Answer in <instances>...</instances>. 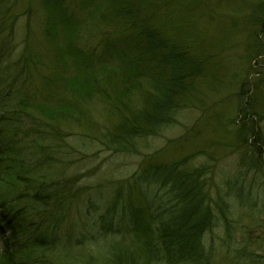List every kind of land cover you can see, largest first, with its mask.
<instances>
[{"label": "trees", "instance_id": "trees-1", "mask_svg": "<svg viewBox=\"0 0 264 264\" xmlns=\"http://www.w3.org/2000/svg\"><path fill=\"white\" fill-rule=\"evenodd\" d=\"M13 1L0 0V207H9L11 211L2 220L13 240L10 245L7 239L4 241L0 264H35L36 256L27 251L29 246L42 254L58 243H66L69 235L53 230L50 224L53 215L48 217L45 211L40 212L55 186L43 174L35 178L31 176V170L35 173L32 154L21 145L37 128L29 124L33 116L25 109L30 96L23 84L33 77L32 84L46 90L54 81L40 71V63L46 65L38 56L42 45L29 30L16 60L5 53L11 40H15L14 26L21 14H11ZM45 1L56 7L64 22L71 20L68 17L70 0ZM72 1L75 7L87 5L90 8L85 7L90 15L95 16L92 22L98 33L95 46L87 48L85 43L75 54L79 60L77 70L81 88L98 86V82L91 78L90 70L101 67L112 72L116 88L132 82L150 94L144 100L145 107L138 109L136 117L130 121L133 127L120 126L110 135L109 131L102 132L109 148L130 149L133 137H143L153 131L157 134V129L174 123L176 113L180 111L177 110L178 104L195 91L196 74L207 73L205 59L187 49L186 37L192 33L193 19L201 14L202 18H207V13L199 11L207 8L210 0ZM258 6L263 12L258 21L264 27V10L261 4ZM24 10L27 12L28 8ZM79 38L69 33L64 38L67 43L69 41L71 52L72 45L78 43ZM33 43L39 46L38 50L32 49ZM216 59V53L210 54L207 63L215 70L213 79L220 82L219 60ZM42 95L33 91V99ZM39 104V108L50 117L65 112L64 105H67L60 100L54 103L42 97ZM246 111L237 110L230 125L239 128L234 136L239 140L238 151L243 154L240 167L245 173L258 174L264 153V131L260 116ZM132 129L135 132H131ZM44 152L42 148L37 153ZM180 162L184 161L181 159ZM205 177L202 168L189 164H146L145 168L131 174L134 187L130 196L118 195L102 215L95 210L91 218L88 216L90 223L83 218L81 226H73V230L76 228L73 239L77 243L67 242L70 251L85 260L91 249L95 257L102 254L100 259L107 264H209L213 253L212 248L208 249L205 237L208 231L217 229L218 235L214 239L222 241L218 249L226 250L227 254L236 252L240 244L232 246L235 244L232 234L227 241L220 237L221 233L224 234V226L229 225L231 229L239 219H245L239 217V208L243 204H248V214L256 220L264 213V191L257 184L242 183L244 176H241L225 179L222 188L216 189V195L210 196L206 192ZM59 179H63V183L71 177L63 173ZM63 189L69 191L68 186L61 187ZM260 197L259 206L257 200ZM130 198L126 203L125 199ZM37 213L40 217L36 223ZM112 225H117L119 232L117 227L112 229ZM92 227L91 234L100 236L87 241L77 239L83 233L88 234ZM246 254L252 261V252ZM53 258L48 255L46 263Z\"/></svg>", "mask_w": 264, "mask_h": 264}, {"label": "rangeland", "instance_id": "rangeland-1", "mask_svg": "<svg viewBox=\"0 0 264 264\" xmlns=\"http://www.w3.org/2000/svg\"><path fill=\"white\" fill-rule=\"evenodd\" d=\"M209 4L199 11L207 13V18H202L201 14L193 19L192 33L190 37H186L187 49L195 56L205 59L207 73L196 74L198 78L195 91L177 106V110H180L176 113L177 123L157 129L158 133L153 136L150 135L155 131L140 141L133 140L131 149L140 151L136 153L112 151L106 145L108 140L102 136V132L109 131L110 135L120 126L124 125L127 129L133 127L130 121L136 117L139 108L145 107L144 100L150 94L132 82H128V86L123 88H116L112 72H106L101 67L90 70L91 78L98 82V86L81 88L78 79L79 60L75 54L80 52L85 43L89 48L97 42V38L89 39L96 35L94 31L97 28L92 22L95 16L90 15L85 8L88 6L75 7L70 0L68 17L71 20L64 22L56 7L48 5L45 0L13 1L11 14L28 8L31 33L44 48L33 43L32 49L38 50L39 47V59L46 63H40L41 69L54 81L46 90L38 84H32L33 77L23 84V89L30 96L25 109L33 116L29 124L41 129L34 131L35 133L32 131L21 145L32 154L31 164L35 173L31 170V176L35 178L43 174L55 186L45 200V213L53 214L57 211V207L70 194H65L61 187L68 186L74 199L69 203L65 201L64 205L76 220L83 218L86 207L90 206L87 199L89 193L86 192L91 182L103 186L105 193L109 190V180H116L117 189L122 190L125 178L150 162L178 163L182 166L189 164L202 168L207 175L208 194L223 178L231 175L244 176L242 183L249 182L254 186L257 184L264 191L260 175L240 170L243 154L238 151L239 140L234 136L239 128L230 125L235 112L244 109V112L247 110L246 113L260 116V126L264 131V27L258 21L263 16L258 4L264 10V0H210ZM32 10L34 13H30ZM20 20L23 21V18ZM23 33V29L19 28L17 42L14 39L10 42L15 54L21 47L19 42ZM68 33L77 38H88L77 39L78 43L72 45L71 52L69 41H64ZM221 36H224L222 40L219 39ZM214 53L216 60H219L220 82L213 79L215 70L207 63L208 56ZM33 91L38 95L43 94L40 97L51 99L54 103L58 100L67 103L64 105L65 112L61 111L50 117L39 108L40 97L33 99ZM130 131L135 132L133 129ZM67 135H71L70 142L74 143L72 146L75 153L69 155L65 162L60 160L66 153ZM220 143L224 146H219ZM42 148L45 152L37 156L35 153ZM143 153L145 154L142 156ZM181 159L184 162H180ZM60 172L68 174L71 180L59 183ZM261 176L263 177L262 173ZM130 189L132 188L129 186L128 190ZM234 193L236 196L239 194L237 191ZM125 195L130 196L128 192ZM261 198L257 200L259 206ZM130 200L131 198L125 199L126 203ZM248 211V204H243L239 208V217L253 220V215H249ZM259 216L258 225L256 221L252 225H246L248 223L245 219L240 221L233 238L235 244L232 246L241 240L240 235L245 234L248 229L251 235L252 232L253 235L256 234L258 245L254 246L251 240H247L236 252L231 251L229 254L226 250L221 252L213 247V258L209 264H264V214ZM58 224L65 226L68 232L73 226L82 225L80 222L65 223L63 220H59ZM234 228L235 226L231 229L229 225L224 226L223 230L229 232L225 235V240H228ZM205 241L207 245L218 244L212 231L207 232ZM51 251L52 254L49 255L56 256L59 261L55 260L53 264H70L64 255L54 254V247ZM250 251L260 255L255 258L257 263L255 260L250 261V257L244 253ZM260 260L263 261L260 263Z\"/></svg>", "mask_w": 264, "mask_h": 264}, {"label": "bare ground", "instance_id": "bare-ground-1", "mask_svg": "<svg viewBox=\"0 0 264 264\" xmlns=\"http://www.w3.org/2000/svg\"><path fill=\"white\" fill-rule=\"evenodd\" d=\"M219 146H224V145H222V144L220 145V144H219ZM203 171H204V170H203ZM234 177H237V176H233V175H231V176H228L227 178L230 179V178H234ZM207 187H208V186H207Z\"/></svg>", "mask_w": 264, "mask_h": 264}]
</instances>
